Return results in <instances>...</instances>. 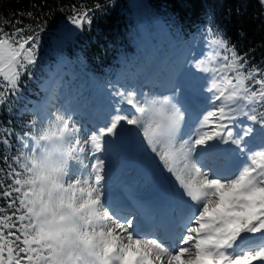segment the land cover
I'll use <instances>...</instances> for the list:
<instances>
[{
	"label": "snow or ice",
	"instance_id": "obj_1",
	"mask_svg": "<svg viewBox=\"0 0 264 264\" xmlns=\"http://www.w3.org/2000/svg\"><path fill=\"white\" fill-rule=\"evenodd\" d=\"M105 4L73 7L68 22L83 29ZM20 15L35 23L0 26V114L7 89L32 75L46 26L32 12ZM204 36V52L172 71L168 94L114 90L119 99L91 131L58 81L42 85L31 109L37 120L17 130L0 121V264H264V67L239 55L218 27ZM208 51L212 67H203ZM189 88L203 96L192 124ZM126 126L171 174L162 170L161 179L176 215L156 221L110 197L106 161ZM213 158L228 163H207Z\"/></svg>",
	"mask_w": 264,
	"mask_h": 264
},
{
	"label": "trees",
	"instance_id": "obj_2",
	"mask_svg": "<svg viewBox=\"0 0 264 264\" xmlns=\"http://www.w3.org/2000/svg\"><path fill=\"white\" fill-rule=\"evenodd\" d=\"M97 2L105 4V0H0V26L5 31L11 30V25L4 24L5 20L20 19L25 24H34V20L20 15L32 12L46 25L41 33V49L53 51L39 54L32 75L25 73L15 92L7 89V110L0 114L5 126L11 120V129L17 130L19 125L38 119L23 107L28 106L31 99L39 98L38 86L55 63L75 57L91 74L107 81L119 58L132 53L137 45H143L145 35H177L199 32L200 27H218L239 55H246L253 64L264 67V4L261 0H109L104 10L91 13L90 25L77 29L74 42L59 50L54 33L70 25L67 18L72 14L71 9L91 8ZM4 131L0 128V134ZM11 139L15 142L16 135Z\"/></svg>",
	"mask_w": 264,
	"mask_h": 264
},
{
	"label": "bare ground",
	"instance_id": "obj_3",
	"mask_svg": "<svg viewBox=\"0 0 264 264\" xmlns=\"http://www.w3.org/2000/svg\"><path fill=\"white\" fill-rule=\"evenodd\" d=\"M170 77L171 76H168L165 79V82H166V85L168 86V88H170V86H171L169 84V78ZM179 79L180 78L178 76H176L173 78V82H179ZM187 91H189V93H187V95H186V101L188 103L192 104L193 109H194V115H195V113L199 111V105H197L196 100L198 98H203V96L194 93L192 91V89H190V88ZM111 109L112 108L108 107L107 109H105L101 113L98 112V113H91L90 114V113L86 112V115H88L87 118H90L93 122H95V119H96L95 117L101 116L102 121L105 122L107 117H108L109 112L111 111ZM127 109H130V107H128ZM82 122H83V120H82ZM192 123H193V120L191 122H189V124H192ZM126 127L128 128V131L119 140L120 142H122V141L124 142V140H126V139L128 140L127 143L126 142L123 143L124 148L122 149V151L124 149H127L126 154L132 153V156H134V157L137 156L138 159H144V158L152 159L151 156L154 157L153 163L149 162L148 167L144 166L146 173H145V171H143V174H147V177L151 178L150 182H151L152 186L154 187V183H155L154 176H157V174L154 173V170L156 168H158L161 171L162 170L164 171L165 169H164L163 162L159 159V157L155 153L151 152L150 146H148L146 141L143 140L142 133L137 131L133 126H126ZM119 141L115 142L112 153L109 156L108 160L106 161L107 168L109 167L108 169H110L109 164H111V163L116 164L117 169L121 168L122 166H123V168H125L123 165V159H122V157L119 156L122 152L121 149L118 148V144L120 143ZM137 152H140V154L137 155ZM207 163L215 164L217 166H224L228 163V161L224 160L223 158H213V159H209L207 161ZM128 170H130V169H128ZM165 172H167V171L165 170ZM160 179H161V177H160ZM112 184H113V182L109 178V190H110Z\"/></svg>",
	"mask_w": 264,
	"mask_h": 264
},
{
	"label": "rangeland",
	"instance_id": "obj_4",
	"mask_svg": "<svg viewBox=\"0 0 264 264\" xmlns=\"http://www.w3.org/2000/svg\"><path fill=\"white\" fill-rule=\"evenodd\" d=\"M65 28H67V29H70V31H65ZM76 32H77V29L75 28V26L74 25H68V26H65L64 28H62L60 31H57V32H55L54 33V36H55V41L57 42V44L59 45V46H57V48L59 49V50H63L62 48H64V47H66L69 43H73L74 42V35L76 34ZM54 36H53V38H54ZM54 48H56V47H54ZM48 52V53H47ZM40 53H44V54H52L53 53V51L52 50H50V49H48V48H42L41 49V47H40V50H39V54ZM69 63H71L72 64V62L70 61ZM68 67V66H67ZM204 67H207V65L205 64V66ZM79 68V67H78ZM69 69V68H68ZM70 70V69H69ZM68 73H69V75H72V76H75V77H73V78H75L76 79V85H77V87H76V90H79V89H81V88H83L84 86H85V82H86V80L88 79V78H86V76L83 74V73H81V72H75V71H73V72H71V71H68ZM2 80V79H1ZM94 83H96V84H99V83H97V82H94ZM91 85V84H90ZM121 86H123V85H121ZM89 87V86H88ZM123 87H125V86H123ZM126 89H131V88H129V87H126ZM142 92H144V91H142ZM187 93H189V91H187ZM119 99V97L118 96H115V97H113V99H112V101L113 102H115L116 100H118ZM128 105H126V104H124V105H122V107L123 108H126ZM245 123H248L247 121H245Z\"/></svg>",
	"mask_w": 264,
	"mask_h": 264
},
{
	"label": "clouds",
	"instance_id": "obj_5",
	"mask_svg": "<svg viewBox=\"0 0 264 264\" xmlns=\"http://www.w3.org/2000/svg\"><path fill=\"white\" fill-rule=\"evenodd\" d=\"M57 142L58 141L54 140L52 143V147L50 149L53 158H55L59 155V152H58L57 147H56Z\"/></svg>",
	"mask_w": 264,
	"mask_h": 264
}]
</instances>
